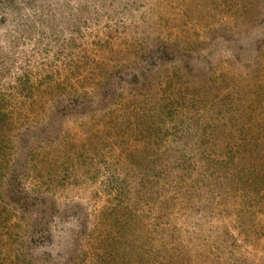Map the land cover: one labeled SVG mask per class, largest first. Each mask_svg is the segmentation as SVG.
I'll use <instances>...</instances> for the list:
<instances>
[{"label":"rangeland","instance_id":"obj_1","mask_svg":"<svg viewBox=\"0 0 264 264\" xmlns=\"http://www.w3.org/2000/svg\"><path fill=\"white\" fill-rule=\"evenodd\" d=\"M0 264H264V0H0Z\"/></svg>","mask_w":264,"mask_h":264}]
</instances>
